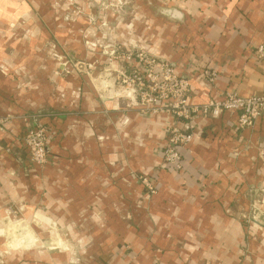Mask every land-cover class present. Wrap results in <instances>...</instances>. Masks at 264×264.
Segmentation results:
<instances>
[{"label": "crops", "instance_id": "1", "mask_svg": "<svg viewBox=\"0 0 264 264\" xmlns=\"http://www.w3.org/2000/svg\"><path fill=\"white\" fill-rule=\"evenodd\" d=\"M136 2L147 18L128 24L130 36L122 24L123 37L173 63L190 83V104L229 90L264 94V58L255 52L264 44V0ZM17 54L3 60L24 64L32 81L16 89L0 72V114L35 112L53 135L39 168L0 129V222H11L14 205L32 224L16 231L19 245L0 236V264H264V110L244 128L237 110L196 114L175 168L163 148L167 126L181 118L117 108L81 76L56 77L54 96L44 67L33 65L48 60ZM205 68L218 71L215 82ZM26 125L18 118L13 131Z\"/></svg>", "mask_w": 264, "mask_h": 264}, {"label": "rangeland", "instance_id": "2", "mask_svg": "<svg viewBox=\"0 0 264 264\" xmlns=\"http://www.w3.org/2000/svg\"><path fill=\"white\" fill-rule=\"evenodd\" d=\"M140 7L142 5L137 4L136 0H0V72L11 77L16 89H21L32 81L29 79L32 73H25L26 78L25 74L20 73L25 65L15 60L5 62L4 55L18 52V56L25 55L27 60L44 57L48 63L33 65L44 67L54 96H58L60 89L56 77L67 83L68 78L81 76L86 78L85 82L92 86L97 95L104 98V102H115L117 108L121 104L122 110L138 109L155 115L167 111L175 115L165 107L149 104L148 96L145 104L139 103L141 97L133 90L137 84L132 75L141 66H138L137 54L168 61L123 37L124 28L127 30L129 23L147 18L145 14L139 15ZM134 29L129 27L127 35L132 34ZM73 42L79 43L77 51L72 49ZM128 55L130 59H127ZM168 62L176 70L175 65ZM80 91L74 94L75 100ZM38 117L39 114L35 112L21 115L6 112L0 114V129L15 137V142L25 148L31 162L43 168L48 162V144L53 134ZM18 118L27 123L19 135L13 131V123ZM171 125L177 124L168 125L167 132ZM35 142H42L46 146V160L43 162L35 158L34 152L38 150ZM140 176L147 175L138 176L142 181ZM149 193L152 195L156 192L149 190ZM7 209L12 220L0 222V236L9 246H16L20 242L16 231L25 225L32 229V224L26 223L18 207L9 205Z\"/></svg>", "mask_w": 264, "mask_h": 264}, {"label": "built area", "instance_id": "3", "mask_svg": "<svg viewBox=\"0 0 264 264\" xmlns=\"http://www.w3.org/2000/svg\"><path fill=\"white\" fill-rule=\"evenodd\" d=\"M259 58H264V44H260L255 50ZM131 56H127L130 59ZM139 65L134 73L133 81L136 82L137 91L141 97L142 104H145L146 97L149 104L157 107H165L181 118L183 125H171L168 128V137L163 148L165 162L175 168L182 167V147L193 138L192 123L190 121L196 114H208L218 116L225 110L239 111L238 125L240 127L253 126L256 119L264 110V94L242 96L235 91H227L225 96L219 100H211L204 104H190V83L187 78L177 74L173 66L164 60L137 54ZM204 76L210 82H215L218 71L214 68H205ZM38 150L34 152L38 162L46 160V146L42 142H35ZM257 155L264 164V146L258 147ZM150 192L155 193L156 189L149 176H140ZM264 191V190H263Z\"/></svg>", "mask_w": 264, "mask_h": 264}]
</instances>
